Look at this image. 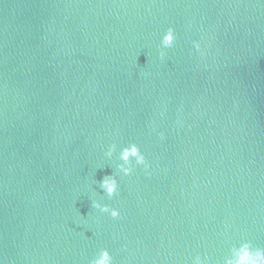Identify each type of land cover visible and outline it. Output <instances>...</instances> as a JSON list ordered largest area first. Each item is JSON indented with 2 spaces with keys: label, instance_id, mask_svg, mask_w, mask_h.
I'll return each mask as SVG.
<instances>
[{
  "label": "water",
  "instance_id": "95a60500",
  "mask_svg": "<svg viewBox=\"0 0 264 264\" xmlns=\"http://www.w3.org/2000/svg\"><path fill=\"white\" fill-rule=\"evenodd\" d=\"M130 143L150 168L125 176ZM243 242L264 249V0H0V264H225Z\"/></svg>",
  "mask_w": 264,
  "mask_h": 264
},
{
  "label": "clouds",
  "instance_id": "9594fccd",
  "mask_svg": "<svg viewBox=\"0 0 264 264\" xmlns=\"http://www.w3.org/2000/svg\"><path fill=\"white\" fill-rule=\"evenodd\" d=\"M176 40L177 35L175 29L169 27L161 38L159 55L162 60L166 56L165 50L173 48L176 44ZM193 46L198 54L201 56L204 55L200 41H193ZM160 137L163 139L164 134L160 133ZM116 150L117 145L114 143L109 146L106 155L111 157ZM119 159L122 161V163L118 165L119 171L125 176L131 175L134 168L137 166H143L146 171L150 168L146 156L136 143H130L123 147L119 152ZM100 185L108 197L113 198L118 194L119 180L117 175H106L101 180ZM92 207L99 210L101 213L109 214L113 219H117L121 216V212L118 208H112L98 201H94ZM206 260L207 257L202 258L200 255H196L192 260V264H206ZM91 264H113V256L107 249H104L91 261ZM225 264H264V249L254 250L250 242H243L239 247H234L232 249V255L225 261Z\"/></svg>",
  "mask_w": 264,
  "mask_h": 264
}]
</instances>
